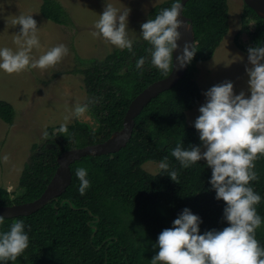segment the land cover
<instances>
[{
  "label": "trees",
  "instance_id": "obj_1",
  "mask_svg": "<svg viewBox=\"0 0 264 264\" xmlns=\"http://www.w3.org/2000/svg\"><path fill=\"white\" fill-rule=\"evenodd\" d=\"M173 0L155 5L149 18L170 7ZM41 13L55 23L67 24L70 17L58 0H43ZM184 13L192 19L197 49L184 76L171 89L160 93L135 117V127L128 144L116 152L86 155L71 164L72 182L57 200L26 216L4 218L0 231H7L17 220L25 222L30 243L15 261L30 264H151L159 247L153 244L159 233L172 227L184 207L203 218L201 232L228 225L223 219L226 202L216 199L211 187V166L202 159L188 168L172 156L171 149L180 143L188 148L200 144L199 133L189 124L187 111L202 97L197 82L199 62L212 57L230 28L228 0H188ZM242 30L250 33L252 43L239 47L246 53L250 46L264 44V18L245 3ZM254 28L250 29V22ZM151 47L147 41L134 42L133 51L116 48L103 59H91L79 71L84 75L88 93L87 106L98 119V128L76 121L60 131L50 126L43 144H34L25 163L19 185L23 191L15 197L0 186V204L29 202L42 195L54 176L64 151L95 144L108 139L124 126L130 102L144 88L165 75L151 64ZM145 56L141 69L136 60ZM80 59V58H79ZM16 108L0 100V118L12 124ZM68 132V134H66ZM168 157L170 169L177 171V180L159 170L152 173L143 165ZM78 167L88 170L91 181L85 193L79 192ZM258 179L251 181L261 195L256 205L264 217V155L255 161ZM256 239L264 245V223L256 229Z\"/></svg>",
  "mask_w": 264,
  "mask_h": 264
},
{
  "label": "clouds",
  "instance_id": "obj_2",
  "mask_svg": "<svg viewBox=\"0 0 264 264\" xmlns=\"http://www.w3.org/2000/svg\"><path fill=\"white\" fill-rule=\"evenodd\" d=\"M183 0H173L170 7L160 10L140 26V37L151 46V64L166 77L173 71L174 50H179L176 61L179 67L191 63L197 49L194 42L185 40L179 30L184 20L179 19ZM131 9H120L106 0L104 10L95 21L98 30L94 35L103 37L107 44L121 50L133 51L134 38L129 35V13ZM21 25L15 42L17 49L0 47V70L7 73L20 72L28 68H47L56 65L67 55L68 48L55 45L38 58L31 55L33 48L40 47L39 27L32 14H21L12 25ZM246 66L250 96L245 91L236 93L231 80L212 85L204 95L206 100L199 106V115L194 121L200 144H190L185 148L177 143L171 154L180 165L188 168L206 159L211 166V187L216 199H223V219L228 225L222 229L201 232L203 218L189 207H184L172 220V227L164 228L152 245L159 247L151 258V264H264V245L256 239V229L264 223L256 205L261 195L251 185L258 179L255 161L264 155V44L250 46ZM145 56L136 60V68L141 69ZM87 105L75 107V114L85 111ZM68 119V117H65ZM65 125L60 131H65ZM47 137L48 133L44 132ZM203 149V150H202ZM7 160L8 156L0 157ZM165 156L158 167L173 180L177 171L170 169ZM75 175L80 181L79 192L83 195L91 181L88 170L78 167ZM4 215H0V224ZM29 233L25 231L23 220L14 221L9 230L0 231V264L15 261L29 246Z\"/></svg>",
  "mask_w": 264,
  "mask_h": 264
},
{
  "label": "rangeland",
  "instance_id": "obj_3",
  "mask_svg": "<svg viewBox=\"0 0 264 264\" xmlns=\"http://www.w3.org/2000/svg\"><path fill=\"white\" fill-rule=\"evenodd\" d=\"M43 0H0V47L17 49L15 37L21 25L12 21L21 14H32L39 27L40 47L33 48L31 55L38 58L49 48L63 44L68 53L56 65L47 68H28L20 72L7 73L0 70V100H6L16 108L12 124L0 118V186L5 187L15 197L23 189L19 185L20 175L25 163L30 159L34 144H43L44 132L50 126H68L81 121L92 128H98L99 121L88 106L79 115L75 114L77 105H87L88 93L81 68L91 59H103L116 49L107 44L103 37L94 35L98 30L95 21L104 10L106 0H58L69 14L67 24L55 23L41 13ZM165 0H110L120 8H130L129 35L134 42L141 40L140 26L149 19L150 10ZM230 28L212 57L199 62L197 82L202 91L199 103L187 111V120L194 126L199 106L206 100L205 91L212 85L227 80L234 82V91H245L250 96L249 77L246 66H251L248 53L239 45L252 43L250 33L242 30L244 0H228ZM255 22H250V29ZM80 58V59H79ZM68 117V119H65ZM68 134V132L66 133ZM203 150V149H202ZM206 160V159H204ZM160 162L147 161L143 167L157 173ZM147 262L151 259L146 258ZM17 264H30L26 261Z\"/></svg>",
  "mask_w": 264,
  "mask_h": 264
},
{
  "label": "water",
  "instance_id": "obj_4",
  "mask_svg": "<svg viewBox=\"0 0 264 264\" xmlns=\"http://www.w3.org/2000/svg\"><path fill=\"white\" fill-rule=\"evenodd\" d=\"M247 5L252 7L256 13L264 18V0H244ZM188 0H183V8L179 19L184 20V25L179 29L182 33L178 43L182 46L185 40L196 43L195 31L192 19L184 13V6ZM179 50H174L173 60L174 68L168 77H163L154 81L146 88H144L133 100L130 102L127 109L124 126L122 129L113 132V134L105 141L89 144L84 147H75L64 151L57 158L59 166L52 177L51 181L47 185L46 189L40 197L35 200L12 204L1 205L0 215H4V218L26 216L37 212L43 208L46 204L57 200L68 188L72 182V170L71 164L81 159L86 155L104 154L108 152H116L125 147L135 127V117L141 113L143 108L151 102V100L157 97L160 93L173 88L178 81L184 76L188 64L184 67H179L176 61V56Z\"/></svg>",
  "mask_w": 264,
  "mask_h": 264
}]
</instances>
